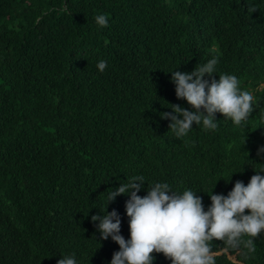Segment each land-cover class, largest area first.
<instances>
[{"label": "trees", "instance_id": "obj_1", "mask_svg": "<svg viewBox=\"0 0 264 264\" xmlns=\"http://www.w3.org/2000/svg\"><path fill=\"white\" fill-rule=\"evenodd\" d=\"M101 13L107 27L94 21ZM214 56L216 74L205 78L236 75L254 110L243 126L217 113V130L194 124L178 139L161 114L193 109L168 72ZM261 146L264 0H0V264H58L73 253L78 264H110L119 245L91 217L116 210L130 239V197L108 204L109 189L143 175L199 192L207 210L213 191L227 195L264 171ZM254 239L251 258L232 253L236 264H264V233Z\"/></svg>", "mask_w": 264, "mask_h": 264}, {"label": "clouds", "instance_id": "obj_2", "mask_svg": "<svg viewBox=\"0 0 264 264\" xmlns=\"http://www.w3.org/2000/svg\"><path fill=\"white\" fill-rule=\"evenodd\" d=\"M94 21L101 28L109 24L103 13L97 14ZM217 64L214 56L198 63L190 73L168 72L177 98L186 100L193 109L170 104L167 108L171 112L161 114L162 119L171 122L169 128L176 138L186 137L194 124L204 131L217 130V113L234 125L243 126L254 110L256 97L241 88L236 75L219 74V80L205 78L216 74ZM107 66L103 59L97 63L100 72ZM257 155L264 157V146ZM145 182L143 175H133L118 188L107 191L108 204L119 196L130 197L126 202L130 239L121 235V217L116 210L91 217L102 239L111 238L119 245L110 264H154V252L162 253L172 264H217L216 258L221 254L236 264L232 253L249 259L256 252L254 238L264 233V171H256L247 185L237 181L227 195L213 191L208 195L211 204L207 210L199 192L173 191L167 182H147V195L141 197L138 193ZM214 240L222 241L224 246L214 251ZM58 264H78L75 253L61 255Z\"/></svg>", "mask_w": 264, "mask_h": 264}]
</instances>
